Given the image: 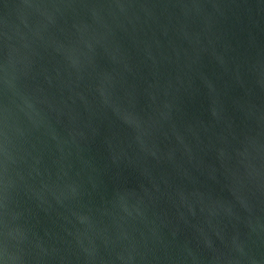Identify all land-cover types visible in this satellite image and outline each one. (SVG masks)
Listing matches in <instances>:
<instances>
[{
  "label": "water",
  "instance_id": "95a60500",
  "mask_svg": "<svg viewBox=\"0 0 264 264\" xmlns=\"http://www.w3.org/2000/svg\"><path fill=\"white\" fill-rule=\"evenodd\" d=\"M0 264H264V0H0Z\"/></svg>",
  "mask_w": 264,
  "mask_h": 264
}]
</instances>
